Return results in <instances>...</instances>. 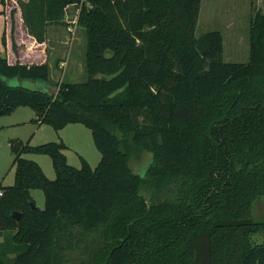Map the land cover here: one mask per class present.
I'll list each match as a JSON object with an SVG mask.
<instances>
[{
    "label": "trees",
    "instance_id": "obj_1",
    "mask_svg": "<svg viewBox=\"0 0 264 264\" xmlns=\"http://www.w3.org/2000/svg\"><path fill=\"white\" fill-rule=\"evenodd\" d=\"M201 2H20L37 43L68 6L78 9L86 79L51 96L48 63L11 64L0 52V116L29 107L55 130L81 124L101 158L95 168L80 158L77 169L63 143L10 141L0 264H264L255 212L264 203V10L250 22L248 62L230 63L221 32L196 35ZM142 151L151 160L136 173L130 159ZM29 153L51 159L54 180L22 158ZM33 189L43 210L31 207Z\"/></svg>",
    "mask_w": 264,
    "mask_h": 264
},
{
    "label": "rangeland",
    "instance_id": "obj_2",
    "mask_svg": "<svg viewBox=\"0 0 264 264\" xmlns=\"http://www.w3.org/2000/svg\"><path fill=\"white\" fill-rule=\"evenodd\" d=\"M21 1L25 0H6L4 13H1L3 6L0 3V33L3 29L4 15L10 50L13 51L12 43L22 50L29 47L27 54L25 52L24 61L36 63L46 61L49 65L50 82L45 86L51 89H57L55 85L58 86L62 82L85 81L83 59L86 40L83 30L76 25L74 17L76 10L70 8L67 11L68 17L64 15L60 22L48 24L45 30V41L37 43L23 25L22 10L19 7ZM263 10V0H202L196 35L212 31L221 32L223 61L246 63L249 57L250 22L256 12ZM30 40L33 43L29 42ZM3 50L0 42V52H5ZM37 53H41V56L34 59ZM23 86L29 89L41 88L39 83L30 81H24ZM36 119V113L29 107H19L8 116H0V126H5L0 128L1 186L8 187L14 183L15 169L12 166L13 154L10 150V141L14 140L28 142L32 147L52 142L63 143L66 148L62 152L69 166L80 168V158H83L91 168L97 166L101 155L94 146L92 134L88 128L81 124H69L60 130H55L48 124H40ZM22 158L35 162L47 179L54 180L55 172L51 159L47 155L29 153L23 154ZM150 160L151 154L146 151L133 154L130 159V168L136 173H141ZM30 195L35 207L43 210L45 201L43 192L33 189ZM255 212L258 217H264V203L257 205Z\"/></svg>",
    "mask_w": 264,
    "mask_h": 264
},
{
    "label": "crops",
    "instance_id": "obj_3",
    "mask_svg": "<svg viewBox=\"0 0 264 264\" xmlns=\"http://www.w3.org/2000/svg\"><path fill=\"white\" fill-rule=\"evenodd\" d=\"M5 2H6V0H5ZM70 8H73V9L76 10V14L74 16L75 19H76L77 18V14H78V9L75 6H68L66 8V10H65V16L68 17L67 16V11L70 10ZM4 9H6V7L4 8V6H3V9H1V13H4ZM4 22H5V16L3 15V26H2L3 29H2V32L0 33V37H1L2 33H5L6 47L4 49H5V53H7L6 57H7L8 62L11 63V64L12 63H15L16 61H18L21 64H35L36 62H26V61H24L25 52L27 54V50H29L28 49L29 47L26 50H24V49L22 50L20 48H16L15 52H13V51L10 50V45H9V42L7 41L8 37L6 35L7 30L5 28V23ZM29 42H32V41L30 40ZM38 56H41V53H37V55L34 56V59L35 58H38ZM44 62H46V61H43V62H40V63H44ZM40 63H36V64H40ZM8 126H11V125H8ZM2 127H5V126H0V128H2Z\"/></svg>",
    "mask_w": 264,
    "mask_h": 264
},
{
    "label": "water",
    "instance_id": "obj_4",
    "mask_svg": "<svg viewBox=\"0 0 264 264\" xmlns=\"http://www.w3.org/2000/svg\"><path fill=\"white\" fill-rule=\"evenodd\" d=\"M43 88H44V90L46 91V92H48L49 93V95H51V96H55L56 94H57V89H51L49 86H43ZM31 207L32 208H34L35 206L33 205V203H31ZM12 216H13V218L14 219H18L19 218V213H16V212H14L13 214H12Z\"/></svg>",
    "mask_w": 264,
    "mask_h": 264
},
{
    "label": "built area",
    "instance_id": "obj_5",
    "mask_svg": "<svg viewBox=\"0 0 264 264\" xmlns=\"http://www.w3.org/2000/svg\"><path fill=\"white\" fill-rule=\"evenodd\" d=\"M70 30V29H69Z\"/></svg>",
    "mask_w": 264,
    "mask_h": 264
}]
</instances>
